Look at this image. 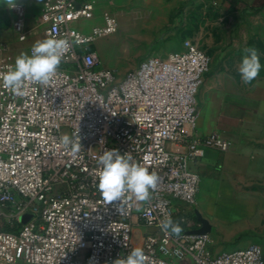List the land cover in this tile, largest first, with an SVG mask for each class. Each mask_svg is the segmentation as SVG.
Listing matches in <instances>:
<instances>
[{
	"label": "built area",
	"instance_id": "1",
	"mask_svg": "<svg viewBox=\"0 0 264 264\" xmlns=\"http://www.w3.org/2000/svg\"><path fill=\"white\" fill-rule=\"evenodd\" d=\"M95 12L96 0H44L42 41L68 42L56 74L47 83L26 82V94L0 79V218L16 228H0V264H114L137 247L146 264H264L258 244L214 254L208 234L161 228L174 221L176 201L197 203L201 177L191 164L207 149L231 145L218 133L196 134L209 55L186 40L119 77L95 50L97 39L117 32L116 19L105 14L89 33L79 27ZM13 27L25 41L22 13ZM7 53L1 44L0 74L14 65ZM64 135L75 152L60 142ZM112 149L157 174L147 200L128 193L122 204L102 198L98 161ZM180 222L188 224L184 216Z\"/></svg>",
	"mask_w": 264,
	"mask_h": 264
},
{
	"label": "rangeland",
	"instance_id": "2",
	"mask_svg": "<svg viewBox=\"0 0 264 264\" xmlns=\"http://www.w3.org/2000/svg\"><path fill=\"white\" fill-rule=\"evenodd\" d=\"M219 7L213 0H96L95 19L79 24L84 32L101 25L105 14L117 21V32L95 41L102 66L119 77L136 68L146 57H165L179 50L184 41L203 49L211 59L213 72L231 62L230 71H238L244 50L256 48L264 76V0H236ZM44 0H0V45L6 44L9 57L22 52L44 38L40 23ZM15 6V7H13ZM22 13L26 40L21 41L14 22ZM232 66V67H231ZM6 219L0 218V228ZM233 246V245H218ZM264 247V246H263ZM228 247L225 251L236 250Z\"/></svg>",
	"mask_w": 264,
	"mask_h": 264
},
{
	"label": "crops",
	"instance_id": "3",
	"mask_svg": "<svg viewBox=\"0 0 264 264\" xmlns=\"http://www.w3.org/2000/svg\"><path fill=\"white\" fill-rule=\"evenodd\" d=\"M213 1L228 7L231 0ZM225 64L211 68L200 89L196 134L218 133L230 148L207 149L191 164L201 177L195 205L175 202L177 215L188 221L184 230H199V218L208 223L214 254L252 244L264 249V76L245 83L239 72L225 70L231 62Z\"/></svg>",
	"mask_w": 264,
	"mask_h": 264
},
{
	"label": "clouds",
	"instance_id": "4",
	"mask_svg": "<svg viewBox=\"0 0 264 264\" xmlns=\"http://www.w3.org/2000/svg\"><path fill=\"white\" fill-rule=\"evenodd\" d=\"M67 47L68 42L64 39L49 38L37 41L31 48V54L22 52L16 57L15 64L9 66V71L0 74L3 85L18 94H26V89L21 92L26 82L47 83L56 74ZM244 53L238 71L242 81L250 83L260 74L262 64L256 48H246ZM60 142L66 148L71 146L73 152L78 148L68 135L62 136ZM144 159L147 160L148 157ZM98 164L101 167L98 170L97 189L109 204H122L126 193L134 195L137 200H147L149 190L157 186L158 176L154 171L133 162L130 154H121L117 149L105 151ZM161 228L165 232L171 228L172 234L175 235L182 231L179 223L171 218L165 221ZM147 260L144 250L137 247L125 258L116 259L114 264H146Z\"/></svg>",
	"mask_w": 264,
	"mask_h": 264
},
{
	"label": "water",
	"instance_id": "5",
	"mask_svg": "<svg viewBox=\"0 0 264 264\" xmlns=\"http://www.w3.org/2000/svg\"><path fill=\"white\" fill-rule=\"evenodd\" d=\"M30 218H31V215L24 216L23 218L20 219L21 224L25 225L30 220ZM199 221L202 227L199 230L192 231V233L198 234V235L207 234L209 232L208 223L201 218H199Z\"/></svg>",
	"mask_w": 264,
	"mask_h": 264
},
{
	"label": "trees",
	"instance_id": "6",
	"mask_svg": "<svg viewBox=\"0 0 264 264\" xmlns=\"http://www.w3.org/2000/svg\"><path fill=\"white\" fill-rule=\"evenodd\" d=\"M236 2H237L236 0H231L230 3H229V6L234 5ZM181 217H182V216L176 214V216H175V218H174V222L179 223V225L181 226L182 231H184V229H183L182 227H184L185 224H182V223L180 222V218H181ZM2 230L5 231V232H8V233H15V232H16V228H11V227H9V226H4V227L2 228Z\"/></svg>",
	"mask_w": 264,
	"mask_h": 264
}]
</instances>
